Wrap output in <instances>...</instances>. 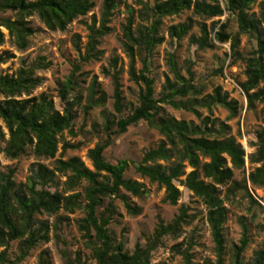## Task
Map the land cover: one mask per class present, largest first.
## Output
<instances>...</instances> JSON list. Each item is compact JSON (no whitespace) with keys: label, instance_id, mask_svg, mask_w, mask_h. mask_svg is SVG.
Listing matches in <instances>:
<instances>
[{"label":"trees","instance_id":"16d2710c","mask_svg":"<svg viewBox=\"0 0 264 264\" xmlns=\"http://www.w3.org/2000/svg\"><path fill=\"white\" fill-rule=\"evenodd\" d=\"M116 3L117 0H103L99 27L95 29L94 24L87 26L89 33L83 52L77 41L74 43L79 63L73 66L69 76L58 85V98L63 104L61 111L55 109L47 95L31 96V92L42 82L35 75V70L49 66L43 57L37 58L29 67L18 68L12 75H0V121L7 135L5 137L0 128V153L3 156L14 160L24 155L28 147H32L33 156L37 158L55 157L58 137L63 131L71 130L75 118L74 109L81 101L76 74L81 65L101 56L102 52L97 48L98 39L109 32L107 24ZM135 3L139 6V23L133 30L134 16L130 13L122 29V37L129 58V79L143 87L138 105L125 118L114 119L101 113L105 141L96 143L86 156L93 170L86 168L74 156L66 160L56 159L51 169L39 163L33 164L25 183L16 184L13 181V170L0 172V264H20L33 247L46 242L48 228L44 222L37 221L36 216H52L59 211L72 214L75 210H83L84 217L78 220V229L90 249L93 264H150L151 252L160 240L164 236H178L181 227L189 222L187 207L183 205L170 223L164 224L159 220L152 238L143 247L136 245L131 253L124 250L121 242L116 243L108 232L112 217L119 216L114 205L115 198L121 200L127 214L136 216L140 212V208L131 204L125 195H120V191L124 190L133 197H139L145 191L141 183L124 179L123 175L128 168L125 160L116 164L107 163L103 151L113 137L141 121L156 130L162 140L155 148L144 153L135 166L136 173L163 188V201L170 205H175L180 197L174 183L184 177L180 181L182 185L206 207V222L216 255L214 264H224L222 228L226 213L223 200L219 198L218 187L230 182L226 197L242 190L251 203L256 202L249 194L247 185L264 190V129L256 132L253 145L255 151L248 157L250 164L258 166L249 171L240 183L231 182L232 170L244 167L245 152L233 137L225 136L227 125L217 124V120L209 116L202 118L198 125L176 120L165 114L160 105L168 104L196 117L199 116L198 109L210 111L212 107L220 106L228 111L229 118H233L237 113L236 101L229 100L228 95L222 93L219 87L214 88L211 94L201 95V89L191 83L190 77L185 80L180 75L172 54L167 58V66L173 79L165 77L160 96L155 99L154 81L148 76L147 63L152 50L162 43L163 37L158 35L162 18L190 9L204 20L228 14L235 25L234 32L229 30L228 20L223 23L219 19L212 20L209 27L201 23L200 36H191L190 42L199 49L212 48L214 45L210 41L220 44L230 42V52L235 61L240 58L236 51L239 35L252 38L256 48L250 57L243 59L245 80L239 83V88L249 110L254 108L255 103L264 106V2L258 3L257 15L249 13L254 0H135ZM92 7L90 0H0V29L7 32L8 38L18 50H24L28 37L35 33L27 20L29 17L35 15L49 31H64L73 20L85 16ZM7 13L9 16L5 17ZM191 22V19H187L184 23L169 26V41L182 39L190 30ZM209 35H212L211 39ZM3 37L0 30V45L3 44ZM142 53V68L136 73L134 59ZM11 58L8 51L0 52V64ZM115 67L116 61L113 60L111 69ZM105 73L111 76L114 110L120 113L122 97L117 80L118 71ZM218 73L221 75L222 69ZM83 75L86 73L80 74ZM104 100V95L97 91L96 80L90 78L83 109L87 113L93 107L103 106ZM73 148H76L75 145H62V151ZM186 167L190 169L188 173L185 172ZM60 177L64 178L63 182H60ZM80 182L86 183L82 195L84 204L80 201V194L74 192ZM16 240L19 242V255L11 261L6 249L11 241ZM247 242L246 227L243 225V234L239 245L233 248L230 264H264V248L255 251L250 261H242L241 254ZM192 246L193 242L189 241L183 250L180 245L175 247V252L183 257L185 264H192L189 253ZM44 254L41 253L38 264H46ZM64 264L74 263L65 259Z\"/></svg>","mask_w":264,"mask_h":264},{"label":"rangeland","instance_id":"374dc122","mask_svg":"<svg viewBox=\"0 0 264 264\" xmlns=\"http://www.w3.org/2000/svg\"><path fill=\"white\" fill-rule=\"evenodd\" d=\"M90 1L93 3L91 10L85 16L73 20L64 31H49L35 15L29 17L27 20L35 33L28 37V44L24 50H18L8 38L7 32L0 29L4 35L0 52L8 51L12 55L11 59L0 64V75H12L18 68L29 67L37 58L43 57L49 66L46 69L35 70V75L41 78L42 82L31 92V96L45 94L53 101L55 109L61 111L63 104L58 98V85L69 76L73 66L79 63L74 43L77 41L83 52L89 33L87 26L94 24L97 29L100 24L103 0ZM260 2L264 0H254L249 13L257 15ZM220 5L223 7L222 3ZM138 9L139 6L136 5L135 0H117L107 24L109 32L98 39L97 48L102 52L101 56L97 60L81 65L80 71L76 74L81 101L74 109L75 118L71 130L63 131L58 137L59 144L55 157L53 159L37 158L33 156L32 147H28L24 155L14 160L0 153V172L7 173L8 170H13V181L16 184L25 183L33 164L39 163L51 169L56 159L66 160L74 156L79 158L86 168L93 170L86 156L88 150L92 149L96 143L105 141L106 137L102 129L104 119L101 113L104 112L105 116L114 117V119L125 118L138 105V97L143 88L141 84H135L129 79V58L123 47L122 37V29L130 13L134 16L133 30L139 23ZM4 16H9V13ZM187 19L192 21L188 33L178 41H169L168 27L184 23ZM218 19L221 23L228 20L229 30L234 32L235 25L228 14L212 20ZM212 20H204L194 15L192 9L182 11L175 16L162 18L158 35L163 37V40L152 50L147 59L148 76L154 81V98L158 99L165 83V77L173 79L167 66V58L172 54L180 75L185 80L190 77L191 83L201 89V95L211 94L214 88L219 87L222 93L228 95L229 100L236 101L237 113L233 118H229L228 111L220 106H214L210 111L198 109V117L187 111L174 109L168 104L160 106L165 114L176 120L193 122L198 125L202 118L209 116L210 119H216L217 124L227 125L228 131L225 136L233 137L245 152L243 169L232 170L231 182L240 183L249 171L258 166L250 164L248 157L255 151L253 145L256 141V132L264 129V106L255 103L254 108L249 110L245 96L239 88V83L245 80L243 59L251 56L256 44L247 35H239L236 51L240 58L235 61L230 52V42L220 44L210 41L214 45L212 48L199 49L197 45L190 42V37L198 38L200 36L199 25L204 23L209 27ZM75 36L78 38L76 39ZM211 38L212 35H209V39ZM142 57L143 53L135 56L134 70L136 73L142 68ZM113 60L116 61L115 69H111ZM219 69H222L221 75L218 73ZM107 71H118L117 80L122 97L120 113L114 110L113 83L111 76L105 73ZM82 73L86 75L80 76ZM92 77L96 80L98 93H102L105 100L103 106L93 107L86 113L83 109L86 104V89ZM0 128L6 137V130L1 121ZM161 140L162 136L156 130L149 128L145 122L141 121L129 126L124 133L113 137L109 146L103 151V157L107 163L116 164L120 160H125L128 168L123 175L124 179L141 183L145 191V194L139 197H133L124 190L120 191V195H125L131 204L138 206L140 212L136 216L127 214L121 200L115 198L114 205L119 216L112 217L108 232L115 238L116 243L121 242L124 250L131 253L136 245L143 247L147 240L152 238L159 220L164 224L170 223L178 214L179 207L183 205L187 207L188 224L181 227L178 236H164L160 240L151 252L150 264H185L183 257L175 252V247L180 245V249L183 250L189 241L193 242L189 250L192 264H214L216 255L206 222V207L182 185L180 181H183L184 177L174 183L180 197L175 205H170L163 201V188L150 183L135 171V166L141 161L144 153L155 148ZM64 143L75 145L76 148L62 151ZM189 171L190 169L186 167L185 172ZM63 181L64 178L60 177V182ZM230 184L229 182L218 187L219 198L223 200L226 213L222 228L224 264H230L233 248L239 245L241 240L243 225L246 227L248 242L241 254L242 261H250L255 251L264 248V190L252 187L250 184L247 185L248 192L256 204L251 203L242 190L237 191L231 197H226V190ZM85 186V182H80L74 190L75 193L80 194L82 204H84L82 195ZM83 217L82 209L75 210L72 214L59 211L52 216L46 214L36 216V220L44 222L48 228L47 241L40 242L33 247L20 264H38L42 252L45 253L46 264H64L65 259L71 260L74 264H93L90 249L78 229V220ZM6 251L8 259L15 260L19 255V242L11 241Z\"/></svg>","mask_w":264,"mask_h":264}]
</instances>
